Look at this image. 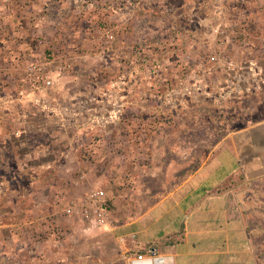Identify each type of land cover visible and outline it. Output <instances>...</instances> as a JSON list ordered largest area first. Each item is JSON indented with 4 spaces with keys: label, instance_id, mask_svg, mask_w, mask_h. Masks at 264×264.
<instances>
[{
    "label": "crops",
    "instance_id": "obj_1",
    "mask_svg": "<svg viewBox=\"0 0 264 264\" xmlns=\"http://www.w3.org/2000/svg\"><path fill=\"white\" fill-rule=\"evenodd\" d=\"M67 1L73 5L72 2L77 0ZM67 1L46 0V4L60 6L61 13L65 14L71 6ZM196 1L180 0L168 4L170 13H162L163 17L147 14L148 19L153 21L154 18L157 22H147L146 17L140 16L139 22L144 26L140 25L137 30L133 28L138 16L111 14L108 16L109 29L117 30L123 23L128 30L124 33L126 40L128 37L132 40L134 36L149 38L153 34L156 38L166 37L168 32L173 34V30L179 37L185 33L176 24L185 19L179 13L186 12L189 6H194L192 12L203 24L218 19L213 12L216 0ZM242 2L252 4L258 32L264 33V25H261L264 24V0H224L225 12L222 8L221 19H229L233 13L239 15L234 9L241 7ZM74 17L92 28L73 27L71 21L65 32L53 31L50 25L31 26L30 30L19 26L10 31L0 26V86L9 85L10 88L17 83L19 86L20 81L26 80V66L42 57L47 48L53 54L48 61L54 80L60 82L56 84L57 89L46 91L49 94L55 91L57 99L44 93V97H35L40 98V102L34 113L28 116L19 111L12 114L14 119L11 121L22 124L25 130L13 134V130L0 129V164L5 163L1 155L3 149L10 146L15 168L30 169L31 173L27 180L28 190L19 181V188H14L13 195L17 200L29 195L36 201L33 207L27 210L18 207L14 213L40 217L38 222L13 223L15 237L20 238L14 243H57L61 250L52 248L59 254L56 256L58 261L75 264L86 261L91 264H130V259L138 257L147 264H195L196 261L206 264V257L213 256V261L207 264L264 263L258 251L262 242L252 236L250 222L246 220L250 204L259 214H264V149L253 154L251 165L241 163L238 155L235 159L231 149L218 151L217 155H195L188 172L179 176L181 167L175 165L189 160L196 149L182 158L181 145L165 144L156 131L147 128L149 118L146 112L142 113L146 92L141 101L138 98L143 92L140 96L133 95V89L141 82L81 81L84 71H95L90 62L102 53L99 38L95 37L99 17L89 13ZM59 19L63 21L64 18L60 16ZM57 27L62 28V25ZM255 31L260 38L257 29ZM196 32L190 30L198 37ZM255 52L264 53V46L258 45ZM129 54L130 62L125 63L131 73L133 57L131 51ZM260 60L253 56L243 62L253 72H258ZM111 65L116 67L117 64ZM258 79L251 81L249 92L260 104L264 98V81ZM238 83L242 84V95L250 82ZM15 95L18 96L11 95L6 99L0 96V105L17 106L22 99L32 98V95L18 94V91ZM152 98L157 102L162 99L158 94H153ZM134 108L139 110L135 112ZM136 120L145 125L136 124ZM253 132L264 136V124L254 127ZM148 134L151 140H146ZM23 135L29 136L30 142L26 144L25 158L20 159ZM164 152L168 154L164 155ZM208 152L212 153V150ZM241 164L243 168L248 167L247 179L234 191L227 186ZM244 184H253V188L246 192V188H242ZM92 187H103L107 191L111 213L109 224L99 225L64 214L62 207L66 203L82 197ZM38 194L43 195V201ZM252 196L254 198L250 199ZM7 225L0 224L3 228ZM37 228L46 236L38 237ZM24 230L28 232L27 240L20 237ZM57 234H60L59 238Z\"/></svg>",
    "mask_w": 264,
    "mask_h": 264
},
{
    "label": "rangeland",
    "instance_id": "obj_2",
    "mask_svg": "<svg viewBox=\"0 0 264 264\" xmlns=\"http://www.w3.org/2000/svg\"><path fill=\"white\" fill-rule=\"evenodd\" d=\"M53 1L59 3L67 0ZM158 1L161 3H157ZM165 1H167V5ZM165 1L77 0L72 2L73 5L67 1V4L69 3L68 5L71 6L68 7L67 13L62 14L60 6L49 5V7L46 0H0V26L1 29L10 31L19 26L23 30H30L31 26L50 25L53 27V31L61 32L64 30L65 32L67 25L71 23L73 27L80 25L83 29L88 27L91 29V25L87 26L86 22L74 17L75 14L78 17H83L89 13L90 16L99 17L97 18L99 19L97 23L99 29L95 37L99 38V43L103 46L108 44L106 41L107 32L110 30L108 16L116 14L121 17L124 14L133 13L138 16V20H135L134 23L136 26L133 28V30H137L140 29V25H143L139 22L142 18L140 16L146 17L144 18L145 21L150 22L152 19H148L147 14L152 17L162 15V13L167 15V13H170L167 8L175 2H180V0ZM194 2L197 1L194 0ZM223 3L224 0L215 1L213 12L216 13L218 19H211L206 24L196 19L192 12L194 6H189L186 12L181 11L179 14L185 19L183 23L176 24L182 27L185 33L179 37L175 36L176 33L173 30V34L168 32L166 37L156 38L153 34L152 36L149 35V38L139 39L134 36L132 40L129 37L126 40L124 33L128 30L123 23H120L117 30L113 29L115 39L111 49L103 50L99 47L102 53H98V56H92L93 60L90 63L95 67V71L87 70L82 75L81 81H138L142 83L139 86L142 87L141 89L139 87L133 89V95L140 96L139 93L143 92V95L138 98V101H141V97L145 98L144 92H146V98L143 99L142 113L146 112L148 115L147 128L156 131L159 139H163V143H178L181 145L182 158L189 156L196 149L189 160L181 161L179 165H175L181 167L178 169L181 177L188 172L189 167L192 165L191 161L194 163L195 155L205 157L207 154L217 155L218 151L220 152L223 149H231L235 159L238 155L241 163L251 165L254 160L253 154L259 149H264V136H258L253 132L254 127L264 124V98L260 104H257L255 97L250 95L249 92L252 87L251 81L255 78H259L258 81H264V53H254L255 47L258 45L264 46V33L258 32L252 4L247 5L242 2L243 4L237 10L233 8L235 13L239 12V15H237V21H232L235 19L236 14L234 13L230 14V16H234L231 20L228 18L225 20L224 17L221 19L222 8L225 12L223 6L226 5ZM74 9H76V13H74ZM163 9L165 12L162 11ZM188 14H191V16ZM60 16L66 20L61 21ZM49 17H51L50 20H48ZM70 17L73 20H68ZM152 22L157 21L153 18ZM61 25L62 28L59 27V29L57 26ZM224 25L232 28L240 27V33L228 39L226 50L217 53L220 51L218 44L219 31ZM192 29L197 31L198 37H194V34L190 33ZM256 29L261 36L260 38L258 34L256 35ZM137 35L140 36V31ZM7 40L11 39L7 38ZM127 41L129 43L132 41L131 48H129L131 44H127ZM130 51L133 57L131 73L125 63L126 61L130 62ZM41 56L38 57V60L52 59V50L47 48V52ZM253 56L261 59L258 68L260 71L258 72H253L246 66L248 64L245 65L243 62L251 60ZM111 63H116V67H112ZM238 81L250 82L245 86L242 95L240 91L242 90V84L240 85ZM57 83L60 82L55 81L54 90L57 89ZM17 84L15 87L10 88H8L9 85L0 86V96L3 98L11 95L16 97L18 96L15 95L17 91L18 94L24 96L32 95L30 100L22 99L17 106L11 103L0 105V129L6 132L13 130V134L14 131L19 130L22 132L23 129L25 130L22 124L11 121V119H14L13 113L19 111L26 116L34 113L40 101V98L35 99V97H44V93L57 99L55 91L49 94L46 91L33 90L26 80L20 81L19 86ZM153 94L162 97L159 100L160 102L152 98ZM133 110L136 112L139 109L134 108ZM249 113L250 117L248 116ZM135 122L142 125V121L136 120ZM136 127L140 128L141 126L137 125ZM149 129L148 133L150 134ZM149 134L146 140H151ZM21 142L24 148L20 149L21 155L19 157L24 159V154L27 151L26 144L30 142L29 136L23 135ZM238 147L239 151L237 150ZM210 150H212V153L208 152ZM164 153V155L168 154ZM1 155L5 163L0 164V182H2L0 187V224L10 226L7 225L4 228L0 226V264H75L69 263V261L65 263L58 261L59 259L56 256H59V254L52 248L53 246L58 251L61 250L57 243H14L20 238L16 239L12 224L19 222L24 225L30 220L38 222L40 217L14 213V210L18 207L27 210L36 203L33 197L29 195H26L22 200H17L13 195L14 188H19V181H22V186L28 190L27 180L31 173L29 172L30 169L15 168L13 165L14 160H11L13 155L10 146H7L5 150L3 149ZM187 164H189L188 168H184ZM247 172L248 167L243 168L241 164L239 172L233 174V178L230 179L227 187L236 191V188L241 184L240 182L246 178ZM166 174L169 173L166 172ZM253 184H244L242 188L245 187V191L248 192L253 188ZM27 193L25 192V194ZM262 196L264 197V194ZM37 197L43 201V195L38 194ZM253 198L254 196L250 197V199ZM252 206L250 204V208L248 207L249 212L246 220L250 222L249 229L252 236L262 242L258 251L264 261V214H259ZM39 228L35 229L38 237L46 236L42 230H38ZM22 233L24 234L20 237L27 240L28 232L24 230ZM59 233L61 234V232ZM60 234H57V238ZM213 257H206L207 263L213 261ZM258 258L260 259V257ZM77 264L91 263L86 261ZM195 264L200 263L196 261Z\"/></svg>",
    "mask_w": 264,
    "mask_h": 264
},
{
    "label": "built area",
    "instance_id": "obj_3",
    "mask_svg": "<svg viewBox=\"0 0 264 264\" xmlns=\"http://www.w3.org/2000/svg\"><path fill=\"white\" fill-rule=\"evenodd\" d=\"M240 27L232 28L223 26L219 31V48L221 53L226 50V44L229 38L239 35ZM115 39L113 29L108 30L106 41L107 45L99 47L103 50L111 49ZM26 82L33 90L49 91L53 90L55 85L54 76L48 60H35L30 62L25 69ZM40 102V101H39ZM108 205L107 191L103 187H92L82 197L73 199L66 203L62 208L64 214L68 216L79 217L83 220L94 221L99 225L110 223L111 213ZM142 260V257L130 259V264H135V261Z\"/></svg>",
    "mask_w": 264,
    "mask_h": 264
},
{
    "label": "trees",
    "instance_id": "obj_4",
    "mask_svg": "<svg viewBox=\"0 0 264 264\" xmlns=\"http://www.w3.org/2000/svg\"><path fill=\"white\" fill-rule=\"evenodd\" d=\"M248 5V4H247ZM235 8H238V6H236ZM232 17H234V16H229V19L231 20L232 19ZM235 19L234 20H232V21H237L238 19V17H237V15H235V17H234ZM108 207H109V209H110V206H109V201H108V205H107Z\"/></svg>",
    "mask_w": 264,
    "mask_h": 264
},
{
    "label": "bare ground",
    "instance_id": "obj_5",
    "mask_svg": "<svg viewBox=\"0 0 264 264\" xmlns=\"http://www.w3.org/2000/svg\"><path fill=\"white\" fill-rule=\"evenodd\" d=\"M135 264H147V262L145 260L144 261L143 260H137V261H135Z\"/></svg>",
    "mask_w": 264,
    "mask_h": 264
}]
</instances>
